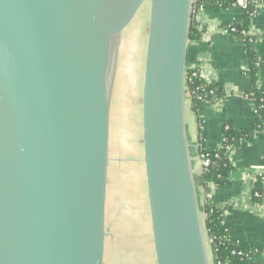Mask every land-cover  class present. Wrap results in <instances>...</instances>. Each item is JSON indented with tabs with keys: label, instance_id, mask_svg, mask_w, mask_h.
Returning <instances> with one entry per match:
<instances>
[{
	"label": "water",
	"instance_id": "95a60500",
	"mask_svg": "<svg viewBox=\"0 0 264 264\" xmlns=\"http://www.w3.org/2000/svg\"><path fill=\"white\" fill-rule=\"evenodd\" d=\"M144 4L155 264H211L185 123L193 0H0V264H105L117 42Z\"/></svg>",
	"mask_w": 264,
	"mask_h": 264
},
{
	"label": "crops",
	"instance_id": "0c3cea01",
	"mask_svg": "<svg viewBox=\"0 0 264 264\" xmlns=\"http://www.w3.org/2000/svg\"><path fill=\"white\" fill-rule=\"evenodd\" d=\"M193 19L202 29V36L199 40H189L186 66L197 70L205 79L218 83L227 93L225 98L200 109L205 147L212 151L221 146L222 128L226 123L231 122L238 129L253 128L255 107L245 97L252 82L250 76L243 73V41L226 29L229 22L239 19L238 10L205 7L195 11ZM248 31L254 37L258 57L264 60V3L258 6V12L252 16ZM256 78V86L264 89V66L258 69ZM185 123L201 201L204 197L202 167L195 160L198 153V126L189 104H186ZM227 156L232 165L230 183L213 186L209 199L225 208V223L232 229L234 243L263 250L246 264H264V201L258 203L252 199L254 180L264 172V135L229 148ZM224 264L242 263L229 260Z\"/></svg>",
	"mask_w": 264,
	"mask_h": 264
},
{
	"label": "rangeland",
	"instance_id": "374dc122",
	"mask_svg": "<svg viewBox=\"0 0 264 264\" xmlns=\"http://www.w3.org/2000/svg\"><path fill=\"white\" fill-rule=\"evenodd\" d=\"M148 16L149 5L144 4L117 42L110 104L105 264H155L140 126Z\"/></svg>",
	"mask_w": 264,
	"mask_h": 264
},
{
	"label": "trees",
	"instance_id": "16d2710c",
	"mask_svg": "<svg viewBox=\"0 0 264 264\" xmlns=\"http://www.w3.org/2000/svg\"><path fill=\"white\" fill-rule=\"evenodd\" d=\"M264 0H249L245 9L241 8L239 0H193V13L190 25L189 40H199L202 29L193 19V14L200 8H236L239 19L226 25L229 32L243 41V60L247 69L243 73L249 75L252 86L245 97L255 107V122L250 130L238 129L231 122L222 128L221 146L216 150H208L205 147V138L201 127L200 109L206 104H213L225 98L227 93L218 84L205 79L197 70L187 68L186 71V104L196 116L198 126V153L204 154L209 160V165L202 171V188L204 197L201 199V209L205 214L204 227L209 239V254L212 264H224L229 260H237L242 264L252 261L254 256L263 252L260 247L237 245L232 241V229L225 223V208L212 203L209 193L213 186H225L230 183L229 175L232 165L228 159L229 148L235 147L242 142L250 141L258 135H264V89L256 86L257 71L264 66V60L260 59L254 46V37L249 34V24L254 14L258 12V6ZM234 27V31L230 28ZM252 199L258 203L264 200V172L256 176ZM250 264H253L252 262Z\"/></svg>",
	"mask_w": 264,
	"mask_h": 264
},
{
	"label": "built area",
	"instance_id": "2783aa9c",
	"mask_svg": "<svg viewBox=\"0 0 264 264\" xmlns=\"http://www.w3.org/2000/svg\"><path fill=\"white\" fill-rule=\"evenodd\" d=\"M241 8L245 9L248 6V2L249 0H239ZM235 28L231 27L230 31H234ZM229 31V30H228ZM244 69H247V66L245 65ZM194 70V69H193ZM199 146L198 142H197V147ZM195 160L200 164V166L202 167V171L203 168L206 167L207 165H209V160L208 158H206V156L204 154H199L197 153V156L195 158ZM264 201V200H263Z\"/></svg>",
	"mask_w": 264,
	"mask_h": 264
},
{
	"label": "bare ground",
	"instance_id": "6f19581e",
	"mask_svg": "<svg viewBox=\"0 0 264 264\" xmlns=\"http://www.w3.org/2000/svg\"><path fill=\"white\" fill-rule=\"evenodd\" d=\"M143 164V163H142Z\"/></svg>",
	"mask_w": 264,
	"mask_h": 264
}]
</instances>
